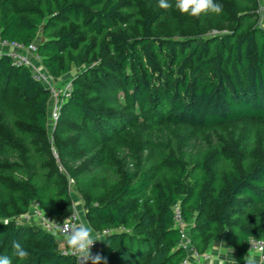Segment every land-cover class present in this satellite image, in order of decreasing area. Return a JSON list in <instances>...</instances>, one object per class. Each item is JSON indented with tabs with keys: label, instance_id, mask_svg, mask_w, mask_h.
<instances>
[{
	"label": "trees",
	"instance_id": "1",
	"mask_svg": "<svg viewBox=\"0 0 264 264\" xmlns=\"http://www.w3.org/2000/svg\"><path fill=\"white\" fill-rule=\"evenodd\" d=\"M169 2L0 0V39L36 44L55 79L79 69L50 139L51 90L0 54V93L18 103L0 97V256L12 264H77L57 233L19 219L32 204L62 219L70 180L106 231L107 264H181L177 204L198 252L226 232L244 264L245 240L264 235V158L210 133L264 122L259 2L215 0L223 11L199 17Z\"/></svg>",
	"mask_w": 264,
	"mask_h": 264
},
{
	"label": "rangeland",
	"instance_id": "2",
	"mask_svg": "<svg viewBox=\"0 0 264 264\" xmlns=\"http://www.w3.org/2000/svg\"><path fill=\"white\" fill-rule=\"evenodd\" d=\"M259 2V11L261 12V18L260 20H256L258 22L259 25H261L262 22H264V0H258ZM227 21V19L225 20V22ZM255 21V22H256ZM225 28L223 30H219L217 28H213L211 30L208 31V34H217L219 31H224ZM0 50H2V48H0ZM5 50V49H4ZM27 55H29V57L31 58L33 65L39 70H44V67L41 63V60L39 58H37L36 54L34 53H30V52H26ZM79 71V69H74L72 72L61 76L60 78H51L50 83H45L46 85L49 86V84L51 85V87L55 90L54 95H52L51 97V101H50V106H49V111H48V116H49V122H48V134H49V138L52 139V133L54 130V126H55V117L59 114V112H55V107L56 105L59 104V100H56L55 94H59L61 93V91H63L65 85H67V83L69 81L72 80L73 78V74ZM125 92L124 91H120L119 90V95H123ZM0 97L7 101L8 103L17 106L18 103L15 99V97L13 96L12 92L10 93H0ZM191 131H194V129H190ZM224 134V136H227L229 139H233L235 141H239L240 145H242L243 147H247L250 151V153L253 155L254 159H261L264 158V122L260 119V118H245L242 121H238L236 123H233L232 125L225 127V128H221V129H216L211 131L210 133H212L214 136L219 135V133ZM69 188H70V194L72 197V203L69 205V207L66 209L65 211V215L62 219H65L67 217H69L71 215V211L70 208L74 207L79 216L82 217L84 219V216L86 215L84 207H83V198L79 192V190L77 189V187L75 186L74 182L72 180H70L69 183ZM47 217L42 211L41 209L36 205V204H32L29 207V210L27 211V213H25L24 215H22L19 219L22 222H28V223H32L35 225H41L43 218ZM87 219V218H86ZM86 219H84L86 221ZM90 224V223H89ZM90 226H92L90 224ZM118 231V230H116ZM58 240H59V246L60 247H64V245L66 244V238L64 235H60L58 234ZM102 239L105 236V234H102ZM221 238H225L226 244H227V248H231L233 249V258H235L237 260V256H236V252H235V245L228 239L226 232H221L219 233L216 237L212 238L207 246V248H205L202 252H199V257L196 258L199 261H211V259H213L214 257L218 256V254H220L219 252L221 251V253L223 252V250H221V246L219 247L218 245V240H221ZM235 254V255H234ZM235 256V257H234ZM238 261V260H237ZM239 262V261H238ZM239 264H241L239 262Z\"/></svg>",
	"mask_w": 264,
	"mask_h": 264
},
{
	"label": "clouds",
	"instance_id": "3",
	"mask_svg": "<svg viewBox=\"0 0 264 264\" xmlns=\"http://www.w3.org/2000/svg\"><path fill=\"white\" fill-rule=\"evenodd\" d=\"M172 6L169 0H158V7L161 9L167 10ZM175 7L182 14L186 13L192 17H199L202 13L219 15L223 11V5L216 3L215 0H175ZM260 27H264V22L261 23ZM70 211L72 215L66 218L62 224L53 221L57 229L66 238V247L68 249L66 254L76 255L80 264H89V262L90 264H101L105 258L99 253L93 255L91 252L95 242L102 240L101 237L79 216L74 207L70 208ZM3 223L7 224L8 220H3ZM248 239H251V237ZM245 241L248 242L247 239ZM250 245L251 248L243 256L244 264H262V259H264V245ZM12 246L15 250V255L21 260H25L29 256V252L19 241L14 240ZM220 246L224 247L223 243H221ZM224 248L227 250V254L221 261V264H239V262L233 258V249ZM0 264H12V261L7 256H0Z\"/></svg>",
	"mask_w": 264,
	"mask_h": 264
},
{
	"label": "built area",
	"instance_id": "4",
	"mask_svg": "<svg viewBox=\"0 0 264 264\" xmlns=\"http://www.w3.org/2000/svg\"><path fill=\"white\" fill-rule=\"evenodd\" d=\"M0 48H2V50H0V54L6 53V54L10 55L13 58V62L15 64L26 65V66L30 67L32 72H33V77L35 79L43 82L44 85L51 90L52 95H54L55 90L51 87V85L49 84V86H48L45 84L48 82L50 83V80L53 77H51L46 72V70L45 71L40 70V69L38 70L33 65V62L31 60V58L29 57V55H27V53H26V52L34 53V54H36L37 58H39V56L36 53V44L31 43L27 46H24V45L16 43V42H10L7 40L0 39ZM70 91H71V81H69L67 83V85H65V87H64L63 91H61L60 95L55 94L56 100H59V104L56 105V107H55V112H57V111L59 112V107H60V104L62 102V99L68 97L70 94ZM58 115L55 117V121H56ZM71 215H72V213H71ZM69 217H67V218H69ZM173 218H174V222H175L176 227L180 231V235H181L180 246L185 248L186 251H191L193 256L195 258H198L200 256L199 252L193 247L191 240H190V235H189V228H190L189 226L190 225H189V223L184 221L181 208L178 204L175 205V207L173 209ZM65 219L54 220L52 218L45 217V218H43L41 226L47 230L54 231L57 234L63 235L57 229L54 222H56L58 224H62ZM104 232H106V231H104ZM249 243L252 244L253 246L264 245V235L260 238L251 237V239H249V241H248V250L251 248V245ZM97 248H98V241L95 242L94 246L91 249V252L93 255L97 254ZM67 251H68V249L66 248L65 252H67ZM68 255L72 256L75 259L77 264H80L78 257L76 255H71V254H68ZM184 262H185V259L181 262V264H183ZM89 264H90V262H89ZM262 264H264V259H262Z\"/></svg>",
	"mask_w": 264,
	"mask_h": 264
},
{
	"label": "crops",
	"instance_id": "5",
	"mask_svg": "<svg viewBox=\"0 0 264 264\" xmlns=\"http://www.w3.org/2000/svg\"><path fill=\"white\" fill-rule=\"evenodd\" d=\"M84 219H86V215L84 216ZM86 222L89 224V222H88L87 219H86ZM95 233L98 234L101 237V239L103 237L102 234H106V232H104V231H97V230H95ZM105 238L106 237H104L102 240L98 241L97 253H99L102 257L105 258L101 262V264H107L108 263V260H109V253H108L107 247L105 245ZM218 241H219L218 242V245L219 246L221 245V243H223V246L227 248V244H226L225 238H221V240H218ZM224 247L221 246L220 249L223 250V252L221 253V251H220L219 252L220 254H218V256H216L213 259H211V261L210 260L209 261H207V260L199 261L198 259H196L193 256V254L191 253V251H187L186 256L184 258L185 259V262L183 264H221V261L224 259L225 255L227 254V250Z\"/></svg>",
	"mask_w": 264,
	"mask_h": 264
}]
</instances>
